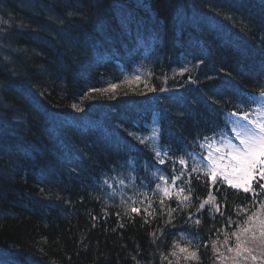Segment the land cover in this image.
<instances>
[{
	"label": "trees",
	"instance_id": "1",
	"mask_svg": "<svg viewBox=\"0 0 264 264\" xmlns=\"http://www.w3.org/2000/svg\"><path fill=\"white\" fill-rule=\"evenodd\" d=\"M24 1L27 11L44 14V25L40 19L36 20L41 24L37 26L31 21L29 23L15 10L6 12L5 8L0 7V10L8 14L3 11L1 16H6L5 18L14 23H11L12 27L9 29L0 18V33L5 34L6 38L3 42L5 45L2 46V51L0 50V81L11 78L12 84L24 83L18 93L12 91L14 98L19 100L17 106H12L13 103H9L8 99L0 94V140H4L6 133L8 138L4 140L5 146L15 144L13 147H18L24 155L22 158L19 150L13 152L10 150L13 147L6 150L0 145V245L20 244L23 248L34 251L43 250L48 257L60 259L64 264H131L135 256L139 257L137 246L145 255L152 253L145 248V244L153 224L159 221L140 225L139 218H131L128 215L127 220L123 219L125 226H121L122 221L117 225L114 213L98 207L94 202L95 196L84 186L89 184L88 175L93 170V160L86 156L84 160L76 161L78 164L74 166L77 170L73 166L63 169L61 165L65 162V153L59 144H55L54 149L48 146V149L44 145L33 143L30 134L35 135L38 129L45 133V125L49 129L47 125L53 118H63L64 123L70 125V139L75 140V124L80 120L87 121L85 129L89 130L90 125L96 123L91 119L109 115L111 110L104 106L103 99L111 101L113 98L117 100L134 93L137 96L143 94L145 89L134 86V78L127 71L132 66L131 59L141 60L139 52L152 49L154 44L142 38L139 40L136 33L143 35L150 31L156 39L168 42L172 39V32L192 28L195 26H191L192 22L205 24L208 23L207 20L212 19L216 21L218 32L226 34L227 38L231 30L236 29V36L240 34V38L245 39L247 43L264 44V29H261L264 27V2L183 0L186 6L179 10L175 3L178 1L175 0ZM12 6L16 9V5ZM187 19L189 21H185ZM115 20L119 22V31L113 28ZM226 20L233 22L229 31L224 28ZM183 21L190 24L180 25ZM23 23L24 26H21ZM30 24L33 26L30 27ZM27 25L29 28H26ZM110 29L115 32L110 33ZM16 33L23 39L18 41L16 37L13 38ZM105 34L107 36H102ZM28 37H32V42H28ZM88 39L92 42L89 43ZM232 42L228 43V48L229 45L235 46L237 43ZM105 44L110 45L106 47ZM94 46L103 50L99 58L93 55ZM68 53L69 57L65 56L68 61H65L62 54ZM249 61L237 54L229 67L226 66L227 61L225 62L226 68L233 70V74L227 73L232 81L237 84L244 82L251 86L252 78L260 77L259 71L254 72L253 68L249 70L251 68L244 65L251 62ZM87 66L91 67L93 72L84 73ZM67 69L69 70L66 71ZM249 73L254 74V77ZM109 83H114L117 87H106ZM91 86H94L92 89L107 91L88 92ZM89 97L90 101L87 100ZM74 104L79 110L72 107ZM3 106H12V110H5ZM31 110L34 111L36 120L31 118ZM90 112H93L95 117L89 118ZM203 112V117H207L208 113ZM1 121H6L8 126ZM187 121L196 125L197 121L199 124L203 119L188 118ZM100 128L105 130V126ZM69 140L63 143L65 147L69 146ZM100 151L98 148L99 155ZM53 160L58 161V164L50 172L44 165L50 166ZM83 168L89 169L90 173H84ZM40 172H47L48 178H43ZM73 183L82 186L73 187ZM37 193H43L40 202L29 198L32 195L38 196ZM222 195L237 202L232 191L225 189ZM16 207L25 216H30L32 212L34 215L18 220L15 218L19 215ZM228 207L236 208L227 203L224 215ZM61 210L67 213L58 215ZM103 217L108 218L112 228L115 227L114 232L112 228L105 229ZM224 218H228L227 214ZM55 221L59 223L54 224ZM224 225L227 226V223ZM122 227L124 229H121ZM210 228L205 225L201 227L203 238L213 233L215 224ZM152 254L154 255H151L149 263L157 264L154 260L156 253ZM210 261V258L202 255L196 264H211Z\"/></svg>",
	"mask_w": 264,
	"mask_h": 264
},
{
	"label": "bare ground",
	"instance_id": "2",
	"mask_svg": "<svg viewBox=\"0 0 264 264\" xmlns=\"http://www.w3.org/2000/svg\"><path fill=\"white\" fill-rule=\"evenodd\" d=\"M175 1H178L175 3L176 8L179 10H182V7L186 6L183 0ZM12 5H16V9ZM0 7H3V9L5 8L6 12L15 10L22 15V17L24 16L28 22L30 19L28 16H32L34 17V21L40 19L41 24H45L44 14L39 12H34V14L27 11L28 8L26 7V2L24 0H0ZM3 11L0 10V18L3 19L4 25L10 29L12 22L5 18L6 16H1ZM6 12L5 14L8 15ZM148 18L151 19V17ZM185 21H189V19ZM185 21L180 25L190 24V22ZM207 22L209 24L205 23L206 25L192 22L191 26L195 24V26L192 27L193 29L189 28V30L188 28H185L183 30L172 32L170 37L172 39L168 42L156 39L150 31L143 35L136 33L139 40L142 38V40H148L154 44L152 49L142 50L143 53L139 52L140 56H142L141 61L150 65L151 67H148L149 69H153L147 75L145 81L141 75H136V77H140L139 80L134 79V86L139 89H145V92L140 96H137L136 93H134L126 97L123 96L117 100L115 98L111 101L107 100L109 102L105 101L106 99H103L104 106L108 108V110H111L109 111L108 118L104 119L97 116L98 118L91 120L99 124L101 127L105 126L106 131L102 128H90L87 130L85 129L87 127V121L80 120L75 124L77 133L76 138L75 140H71L70 125L68 126V124H65L63 118H53L54 120L47 125L49 129L45 125V133L39 129L35 135L29 133L33 143H38L42 146L44 145L47 148L48 146H51L53 149L55 144L61 145L70 139L69 144L71 146L63 152L71 153V156L65 161L68 166L78 164L76 162L78 157L84 158L88 156L93 160L94 166L92 167L93 170L91 173L87 168L82 169L87 175L90 173L88 175L90 177V185L85 184L84 186L95 196L94 202L98 207L114 213V219H116L114 221L117 225H120L123 222V219L124 221L127 220L128 215L131 218L134 216L139 218L141 221V223H139L140 225H145L155 220L159 221L153 224L152 229L147 235L148 241L145 244L147 250L156 253L154 260L157 261V264H161L160 262L168 264V261L163 260L162 256H168L169 252L172 250V243L174 240L179 241L182 245H187L188 241L191 240L192 248H196V246L199 245V257L203 255L205 258H210V263H212L214 261V256L211 241L216 240L218 237L220 241L223 240L224 237L222 232L217 233V229H221L224 224L228 223V219H225L224 216L227 214V217L232 216L233 219H236L235 209L232 207H228L223 216L216 213L211 204H208L205 206V209L200 213H197V208L199 207L198 200L202 197L200 195L208 193L209 187L208 185L205 186L204 183L206 181L203 177L197 179L196 174H193L191 185L184 183V181L188 179L187 175H185L181 181L177 182L178 188L183 187L185 189L182 195L190 196V200L184 202L189 206H181L178 211L172 214L174 217L172 223L166 224L165 222L169 218L167 215V207L177 208L179 202L175 198L168 199L165 201L167 207L161 206V195L158 191L154 193L153 190L157 183L163 184V182L158 180L159 174L154 177L152 172L155 171L156 168H159L165 175L171 176L173 166L170 161L165 165H159L156 163L153 158L154 154L149 151L145 145L140 144L138 139V137L149 136L153 129H160L162 131V137L159 143L171 145L175 157L178 158L184 151L199 152V148L193 147V142L201 140L207 133L212 135L213 132H219L223 129L228 118L225 113L228 114L232 112L234 102L241 107L246 104L251 109H254L256 103H259L257 97L253 100L255 102H249L247 100V95L253 91V87L244 84V82L239 84H237L236 81L232 82L229 74H233V70L226 68V66L229 67L231 63L233 64V60L238 54L251 61H249L250 63L244 64L251 68L249 70H252L253 68L254 72L259 71V75L264 77V44L247 43L245 39L242 37L240 38V34L236 36L237 30L233 29L229 34V38L237 43L235 46L229 45L228 48V43L232 44L233 42L227 38L226 34L223 32V34H220L218 32L216 21L209 19ZM25 23L28 24L27 22ZM117 24H119V22H116L115 20L113 26L115 30L120 28ZM146 24H148V21H146ZM231 24H233L231 20H226L224 28L229 31ZM21 26H24V23L23 25L21 24ZM26 28H29V26L27 25ZM261 29L263 30L264 27ZM112 31L114 30H109L110 33H112ZM4 35L5 34L0 33V50L3 48L2 46L5 45L3 44L6 40ZM102 36H107V34ZM99 38L101 39V37ZM27 40L28 42H32L33 39L31 37V39L29 38ZM88 42L91 43L92 40L88 39ZM109 45L110 44H105L106 47ZM92 49L94 50L93 55L99 58V55L103 50L99 47L95 48V46ZM69 54L70 53L62 54L65 61H68L66 57H69ZM136 59H131L130 63H135L137 61ZM226 61L228 64L225 66L224 64ZM136 67L137 65L132 66L130 69ZM85 69L84 73L86 71L88 73L93 72L92 68L89 66L85 67ZM185 69L187 71L181 72L183 74L178 73L179 70ZM194 69L200 70L203 73L207 72L210 76L203 79L199 78L202 73L190 71ZM68 70L69 69L66 71ZM253 75L251 74L250 76L254 77ZM36 76V78L39 77L38 74H36ZM160 76L165 77L166 81L161 80ZM2 80L3 81H0V94L5 96L9 103H13L12 106H17L19 100L14 98L12 94L13 92L18 93L24 83L15 82L12 84L11 78ZM253 80H259V78L255 77ZM113 84L114 83H109L106 87H110ZM178 90L180 91L179 93ZM259 92L260 90L256 91L255 95L259 96ZM254 93L255 92H253V94ZM89 99L90 97L87 98L88 101H90ZM12 106L11 108L9 106H3V108L5 110H12ZM92 110L96 112L94 108H92ZM203 111L208 113L207 117H203ZM90 113L91 114L88 115L89 118L95 117V115H92L94 114L93 112ZM118 115L121 117L120 120H117ZM188 118H202L203 121L199 124V121H197L196 125H192L187 121ZM179 119H182L180 120L181 126ZM50 121L51 118L49 119V122ZM74 121L76 122L77 119ZM21 122H23L22 119ZM129 133H133L134 135H129ZM6 138L8 137H6L5 133L3 139L6 140ZM185 145H187V147H185ZM98 148L99 151L101 150V155H99ZM95 149H97L96 152ZM10 150L13 152L16 151L14 147ZM129 157L137 158L135 165L125 163ZM145 158H147L155 167L146 169L144 167ZM44 159L48 160L49 158ZM118 163L125 164V175L132 186H130V184L125 186L120 196H118L120 199L116 200L117 195L112 196L105 191V187H107L105 181L112 176L114 166ZM57 164L58 161L54 162L53 160V164L50 166H44L51 172V169ZM175 167L177 169V174H179L180 166L177 164ZM40 173L43 178L48 176L47 172ZM113 179L117 182H120L121 180L123 181L119 187L124 186L127 182L124 178L114 177V175ZM170 182L171 181H169V183ZM203 184L204 186H202ZM71 185L77 187L79 184L73 183ZM79 186H82V184ZM224 188L229 190L226 186H224ZM125 189H127V191H125ZM145 193L147 194L148 199L152 200V208L148 209V211H152V209L155 210L152 215H147L144 211L148 208L147 200L144 195ZM233 193L237 198V202L231 201L232 199L230 200L229 197H224L222 192L214 193L217 197V203L223 205L221 206V210L226 208L227 203L229 206H243L248 205L251 202V196L249 194L243 192ZM37 195L38 196H29V198L36 202H40L43 193H37ZM196 196L199 197L196 198ZM132 201H144V203L142 205L139 203L132 205ZM51 205L54 206L53 203H51ZM127 205L140 207V214L137 215L131 213L130 208H127L126 214ZM15 210H18L17 213L19 215L15 216L18 220L28 219L31 215H34V212H32L30 216H25L17 207ZM59 212L58 215L67 213L65 210ZM117 213H119V215H117ZM189 213L193 214V219L191 221H188ZM196 218L201 220L199 225L195 223ZM240 219H243V216H241ZM146 220L147 223H145ZM102 222L106 225V230L112 228L108 218L103 217ZM58 223L59 222L57 221L54 222V224ZM213 224H215L213 233H210L203 238L200 232L201 227L205 225L208 226V229H211L210 226L212 227ZM121 226H125L124 222ZM112 229L114 232L115 227ZM121 229H124V227ZM153 233H155V237H153ZM181 234L184 235V239H181ZM204 242L208 243L207 248L203 246ZM137 247L139 257L136 258L135 256L134 260L131 261V264H150V257L154 254L151 253L145 255L141 251V248L139 246ZM169 259L173 261V264H176L174 257L169 256ZM196 262L197 261H188L187 264H196ZM0 264H64V262L60 259L48 257L43 250L34 251L33 249L23 248L20 244H3L0 245ZM179 264H185V262L181 259Z\"/></svg>",
	"mask_w": 264,
	"mask_h": 264
},
{
	"label": "snow or ice",
	"instance_id": "3",
	"mask_svg": "<svg viewBox=\"0 0 264 264\" xmlns=\"http://www.w3.org/2000/svg\"><path fill=\"white\" fill-rule=\"evenodd\" d=\"M135 79L139 80L140 77L137 76ZM110 87L115 89L117 86L113 84ZM93 91H107V89ZM259 97L261 99L254 109L246 104L243 107L237 105L236 110L227 114L228 118L223 129L194 141L193 147L199 148V152L184 151L178 158L175 157L171 145L159 143L162 137L160 129H153L149 136L138 137L139 143L145 145L154 154L156 163L165 165L170 161L173 166L171 176L165 175L159 168L152 172L154 177L159 174L158 180L163 182V184L157 183L153 190L154 193L156 191L160 193L161 206L167 207L165 201L168 199L175 198L179 202L177 208L167 207L169 218L166 224L172 223L174 219L172 214L181 206H189L184 202L189 201L190 196L182 195L185 189L177 187V182L185 175L188 179L184 183L189 185L193 174H196L197 179L203 177L208 183V197L200 202L197 213L211 204L215 212L223 216L224 212L221 211V205L217 203V197L213 192H219L224 186L251 196L248 205H236V219L229 216L227 226L217 229V233L222 232L224 238L222 241L219 237L211 241L215 264H264V90L259 92ZM72 107L79 110L75 104ZM129 135L134 134L129 133ZM136 160L135 157H129L125 163L135 165ZM177 164L180 166L179 174L175 167ZM144 167L147 169L155 166L145 158ZM120 183L123 181L121 180ZM144 195L148 204V208L144 211L147 215H152L155 210L148 211L152 208V200L148 199L146 193ZM138 203L142 205L144 201H132V205ZM132 205L126 206V214L127 208H130L131 213L139 215L140 207ZM241 216L243 219H240ZM192 219L193 214L189 213L188 221ZM195 223L199 225L201 220L196 218ZM228 228L232 230L228 231ZM152 235L155 237V233ZM184 238L181 234V239ZM191 245V240L187 245L174 240L172 250L168 256H162V259L167 260L168 264H173L169 256L175 258L176 264H179L181 259L185 264L188 261H199V245L196 248H192ZM203 246L207 248L208 243L204 242Z\"/></svg>",
	"mask_w": 264,
	"mask_h": 264
},
{
	"label": "rangeland",
	"instance_id": "4",
	"mask_svg": "<svg viewBox=\"0 0 264 264\" xmlns=\"http://www.w3.org/2000/svg\"><path fill=\"white\" fill-rule=\"evenodd\" d=\"M44 18H45V16H44ZM30 21H32V23H36L37 24V26L38 25H40V24H38L39 23V21H34L33 20V18H31L30 20H29V23H30ZM33 25H31L30 24V27H32ZM92 31H93V29H91ZM79 31V30H78ZM16 37V40H18V41H20V39L22 38L23 39V37L20 35V34H18V33H16V35H14L13 36V38H15ZM6 72H3V74H5ZM25 110H27L26 109V106H25ZM29 110V109H28ZM28 112V111H27ZM30 115H31V118L33 119V120H36V118H35V116H34V111L33 110H31V113H30ZM38 120V119H37ZM3 124H5L6 125V121L5 122H3ZM7 124H9L8 122H7ZM6 126H8V125H6ZM7 128V127H6ZM0 145H2L3 147L2 148H4V149H6V150H9V148L10 147H13V146H15V144L13 145V146H5V141L4 140H0ZM8 145V144H7ZM16 150H19V148L18 147H14ZM19 153H20V155L22 156V158H24V155H23V153L19 150ZM25 154H26V152H25ZM114 177H119V178H124V180L125 181H127L126 183H125V185L124 186H122V187H119L120 186V184H122V183H120V182H117L115 179H113V176H110L105 182H106V185H107V187H105V191L109 194V195H117V196H120V194H121V192L124 190V188H125V186H127V185H129L130 183H129V180H127L128 178H127V176L125 175V170H119V171H116L115 172V174H114ZM124 181V182H125ZM104 182V183H105ZM130 186H132L131 184H130ZM127 189H129V188H127ZM127 189H125V191H127ZM103 193H104V191H103Z\"/></svg>",
	"mask_w": 264,
	"mask_h": 264
}]
</instances>
